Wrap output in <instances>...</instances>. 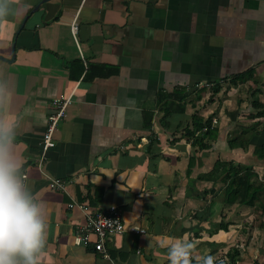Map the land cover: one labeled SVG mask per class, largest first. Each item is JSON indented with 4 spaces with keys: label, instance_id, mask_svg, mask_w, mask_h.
Wrapping results in <instances>:
<instances>
[{
    "label": "crops",
    "instance_id": "1",
    "mask_svg": "<svg viewBox=\"0 0 264 264\" xmlns=\"http://www.w3.org/2000/svg\"><path fill=\"white\" fill-rule=\"evenodd\" d=\"M10 13L0 23V85L25 180L47 213L39 264H169L167 246L186 235L193 264L205 253L214 264L231 253L235 263L223 264H264V195L254 207L228 204L226 184L204 178L217 160L264 177L253 154L264 132L247 150L229 147L264 123L251 117L253 100L264 105V0H11ZM159 93L184 96V112L163 121ZM60 96L71 103L41 173ZM193 115L217 131L203 135L205 149L187 135ZM78 205L119 211L127 230L105 240L108 258L95 235L75 241L86 223Z\"/></svg>",
    "mask_w": 264,
    "mask_h": 264
},
{
    "label": "clouds",
    "instance_id": "2",
    "mask_svg": "<svg viewBox=\"0 0 264 264\" xmlns=\"http://www.w3.org/2000/svg\"><path fill=\"white\" fill-rule=\"evenodd\" d=\"M11 0H0V23L10 13ZM10 93L0 85V264H39L47 239V213L25 180L16 150L17 123L5 113ZM194 241L174 238L167 246L169 264H193ZM205 253L199 264H214Z\"/></svg>",
    "mask_w": 264,
    "mask_h": 264
},
{
    "label": "trees",
    "instance_id": "3",
    "mask_svg": "<svg viewBox=\"0 0 264 264\" xmlns=\"http://www.w3.org/2000/svg\"><path fill=\"white\" fill-rule=\"evenodd\" d=\"M252 73L243 75L240 80L251 77ZM254 93V91L252 92ZM184 96L175 97V95H168L159 93L157 97L156 107L158 110L163 112L162 119L167 121L169 116L173 113L184 112L185 101ZM253 107L260 109L256 111L253 116L254 118H263L264 119V105L257 100L252 101ZM153 120V113L151 112L148 116L147 125H151ZM257 123V122H256ZM191 125L193 126L192 131H188L187 135L192 138V144L197 145L200 149H205L208 146L205 145L203 140V135H207L209 138L216 137V129L211 127V119H203L198 115H193L191 119ZM257 124L255 125V127ZM245 129L242 130L239 134L233 136L229 141V147L242 148L247 150L250 145V138L253 135H259L264 132V123L261 124L259 128L254 129ZM196 133L198 135H196ZM253 154L261 160H264V141L257 146H254ZM192 163V162H191ZM207 179H218L224 182L225 185V202L228 204H245L251 207H254L261 200V197L264 195V177L259 180L257 174L254 173L251 167L246 165H239L233 163H227L220 160H217L212 171L208 176H204ZM261 203V202H260ZM261 214H264V207H260ZM255 213L258 210L255 209ZM261 216V215H260ZM229 261L234 263L237 258L236 253H231Z\"/></svg>",
    "mask_w": 264,
    "mask_h": 264
},
{
    "label": "built area",
    "instance_id": "4",
    "mask_svg": "<svg viewBox=\"0 0 264 264\" xmlns=\"http://www.w3.org/2000/svg\"><path fill=\"white\" fill-rule=\"evenodd\" d=\"M71 103V97L60 96L53 100V112L48 117V123L42 139V151L40 158L36 162V166L42 173V167L45 161V153L54 146L53 135L57 129L58 124L64 121L67 117V108ZM51 189L64 188V182L61 180L51 181L49 183ZM73 207V205H69ZM78 207L86 215V223L77 234L75 241L79 244L82 241L85 243L88 241L90 235L96 236V242L94 243V250L101 253L103 257L108 258V254L104 248L105 240L111 235H121L127 228L122 222L119 211L112 209L109 211H99L91 213L89 208L85 205H78ZM131 231H138L137 228H131ZM218 263H230L226 258H220ZM235 263V262H234Z\"/></svg>",
    "mask_w": 264,
    "mask_h": 264
},
{
    "label": "water",
    "instance_id": "5",
    "mask_svg": "<svg viewBox=\"0 0 264 264\" xmlns=\"http://www.w3.org/2000/svg\"><path fill=\"white\" fill-rule=\"evenodd\" d=\"M0 59H2V58L0 57ZM4 60H5V59H4ZM6 61L10 62L9 60H6Z\"/></svg>",
    "mask_w": 264,
    "mask_h": 264
}]
</instances>
